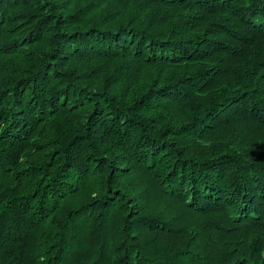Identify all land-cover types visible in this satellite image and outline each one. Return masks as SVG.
Returning a JSON list of instances; mask_svg holds the SVG:
<instances>
[{
	"label": "trees",
	"instance_id": "16d2710c",
	"mask_svg": "<svg viewBox=\"0 0 264 264\" xmlns=\"http://www.w3.org/2000/svg\"><path fill=\"white\" fill-rule=\"evenodd\" d=\"M0 264H264V0H0Z\"/></svg>",
	"mask_w": 264,
	"mask_h": 264
}]
</instances>
